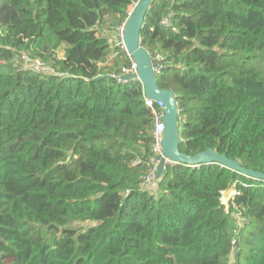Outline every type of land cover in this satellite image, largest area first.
<instances>
[{
    "label": "trees",
    "instance_id": "16d2710c",
    "mask_svg": "<svg viewBox=\"0 0 264 264\" xmlns=\"http://www.w3.org/2000/svg\"><path fill=\"white\" fill-rule=\"evenodd\" d=\"M137 1L0 0V264H264V179L176 163L140 185L153 114L112 76ZM140 39L165 60L179 151L264 174V0H152Z\"/></svg>",
    "mask_w": 264,
    "mask_h": 264
},
{
    "label": "water",
    "instance_id": "95a60500",
    "mask_svg": "<svg viewBox=\"0 0 264 264\" xmlns=\"http://www.w3.org/2000/svg\"><path fill=\"white\" fill-rule=\"evenodd\" d=\"M152 0H138L130 16L127 18L124 29V45L134 61L137 64V74L143 83V89L146 97L160 100L163 104V122L165 125L162 152L163 155L158 156L157 178H162L165 174L167 162L173 161L179 164H184L189 167H194L199 164L220 163L242 172L246 175H251L264 179V174L255 172L250 169L241 167L238 162L228 159L223 154H217L212 149L199 151L194 155L182 153L178 149L179 126L177 103L174 94L171 90L160 89L156 85V75L153 71L150 53L142 46L140 39V30L144 24L145 12ZM132 76H124L123 79L129 80Z\"/></svg>",
    "mask_w": 264,
    "mask_h": 264
},
{
    "label": "built area",
    "instance_id": "2783aa9c",
    "mask_svg": "<svg viewBox=\"0 0 264 264\" xmlns=\"http://www.w3.org/2000/svg\"><path fill=\"white\" fill-rule=\"evenodd\" d=\"M135 3L130 5L127 9V14L124 20H122L118 25L115 27V39H114V46L115 51L114 55H118L119 53H122V55L128 60L127 65H121L119 67V72L117 74H112L118 81L125 82L127 80L123 79L124 76H132L131 79H135L141 83L142 86V91L144 94V103L146 106L151 108L153 117V128L151 132V145H150V150H151V161L149 163V167L145 175L142 176L141 183L140 185L142 187H149L156 179H157V164H158V156L163 155L162 152V139H163V133L165 129V125L163 122V104L162 101L160 100H154L151 98L146 97L143 89V83L141 79L139 78L137 74V64L126 49L124 45V29H125V23L127 21V18L130 16L132 13V9L134 7ZM162 24L167 25L169 24V17L166 16L162 18L161 21ZM26 57L24 55L20 56V64L18 65V69L22 68L24 66V60ZM150 59L153 67V71L155 75H158L161 73L163 64H164V58L159 52H155L154 54H150ZM32 68L36 70L37 72L42 71L46 69V64L42 60H35ZM175 164L173 161H168L167 165H172ZM127 191H125L124 194H126ZM235 194V190H230V191H223L221 193V203L224 204L226 207L229 205L230 199L233 197ZM223 197H226V200L223 201Z\"/></svg>",
    "mask_w": 264,
    "mask_h": 264
},
{
    "label": "rangeland",
    "instance_id": "374dc122",
    "mask_svg": "<svg viewBox=\"0 0 264 264\" xmlns=\"http://www.w3.org/2000/svg\"><path fill=\"white\" fill-rule=\"evenodd\" d=\"M117 197L115 198H112V197H109V199H108V204H109V207H110V209H113V208H115L116 207V205H117ZM226 200V197H223V201H225Z\"/></svg>",
    "mask_w": 264,
    "mask_h": 264
}]
</instances>
